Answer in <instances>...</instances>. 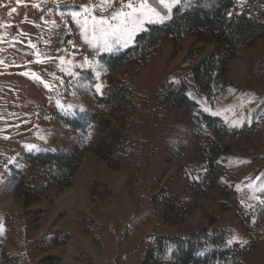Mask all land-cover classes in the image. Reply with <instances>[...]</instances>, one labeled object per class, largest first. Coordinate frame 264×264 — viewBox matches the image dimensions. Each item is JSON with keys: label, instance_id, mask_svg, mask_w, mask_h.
Wrapping results in <instances>:
<instances>
[{"label": "rangeland", "instance_id": "rangeland-1", "mask_svg": "<svg viewBox=\"0 0 264 264\" xmlns=\"http://www.w3.org/2000/svg\"><path fill=\"white\" fill-rule=\"evenodd\" d=\"M180 2L0 0V25L13 36L19 68V77L7 79L0 54V101L8 93L19 103L1 108L7 119L0 121V264H139L147 236L208 227H226L233 242L252 244L242 264H264V38L242 45L226 63V80L241 92L200 100V110L228 128L248 127L232 136L206 132L226 150L227 177L210 185L200 179L196 112L168 105L161 111L156 102L163 79L187 72L190 60L217 45L186 34L160 41L141 66L108 68ZM113 80L138 99L133 114L110 119L132 132L135 155L112 169L88 152L70 187L33 196L25 206L17 173L24 187L38 168L24 165L23 156L81 147L86 138L76 124L102 115L95 96ZM55 234L57 246L50 241Z\"/></svg>", "mask_w": 264, "mask_h": 264}, {"label": "trees", "instance_id": "trees-1", "mask_svg": "<svg viewBox=\"0 0 264 264\" xmlns=\"http://www.w3.org/2000/svg\"><path fill=\"white\" fill-rule=\"evenodd\" d=\"M155 8L166 15L163 9ZM186 34L195 35L202 42H212L217 49L195 64L190 60L187 72L163 79L156 103L161 111L168 105L196 112L195 121L200 131L194 139L198 141L204 166L200 179L210 185L227 177L226 167L221 163L226 150L206 132L232 136L242 134L248 127L228 128L219 117L200 110V100L203 98L209 103L217 96H224L228 90L242 91L226 80V63L235 57L242 45L264 38V0H181L166 22L148 25L136 37L132 48L112 59L109 71L127 65L141 66L158 50L160 41L172 39L178 42ZM95 100L102 115L88 114L86 124H76L86 138L81 147L68 153L42 152L23 156L24 165L38 168L24 187L17 173L16 183L23 191L25 206L31 204L29 198L33 196L70 187L88 152L96 154L112 169L135 155L132 132L110 121L117 115L122 118L134 113L138 99L133 90L124 81L113 80L103 88L101 95L95 96ZM94 125L95 129L89 131ZM185 215L181 209L182 219ZM232 237V231L226 227L200 228L188 235L174 237L152 234L142 241L139 264H242V257L252 251V244L241 245L233 242ZM50 241L53 246L60 244L57 234Z\"/></svg>", "mask_w": 264, "mask_h": 264}, {"label": "crops", "instance_id": "crops-1", "mask_svg": "<svg viewBox=\"0 0 264 264\" xmlns=\"http://www.w3.org/2000/svg\"><path fill=\"white\" fill-rule=\"evenodd\" d=\"M0 54L7 58L5 62L3 63V68L8 71V73H6L5 76H7V79L15 80L17 77H19V68L17 66L18 62L15 59V48L13 46V36L5 31V24L3 25L2 23L0 25ZM23 72H27V71L25 70ZM2 74H3L2 69H0V75ZM9 97L11 98L10 101L8 100ZM3 100L0 101V112H1L0 121L2 122L4 121V119H7V118L4 116L5 113L2 112L1 108L4 106L5 108L4 107L3 108L6 109L11 104L13 105L19 104L14 99H12V95L11 94L8 95V93H7V98Z\"/></svg>", "mask_w": 264, "mask_h": 264}]
</instances>
